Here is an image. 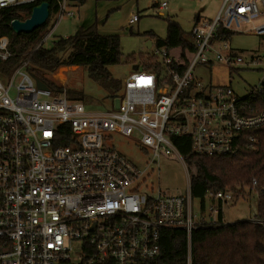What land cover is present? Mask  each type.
<instances>
[{
    "label": "built area",
    "instance_id": "2783aa9c",
    "mask_svg": "<svg viewBox=\"0 0 264 264\" xmlns=\"http://www.w3.org/2000/svg\"><path fill=\"white\" fill-rule=\"evenodd\" d=\"M69 1H57L47 33L27 51L44 42L62 18L74 16ZM37 2L0 0V10ZM166 7L159 2L160 9ZM137 20L132 14L128 24ZM243 25L264 35V0H221L212 18L194 20L188 33L195 51L184 68H177L182 62L169 50L155 47L151 55L160 71L133 66L110 96L109 110L89 112L80 99L38 87L22 57L15 66H1L0 264H161L162 229H183L189 239L195 227L224 223L222 207L236 192L206 190L196 198L198 215L188 173L184 196L142 193L140 178L160 156L186 166L173 137L187 138L198 155L234 156L257 147L251 131L264 127V110L242 99L264 82L238 96L231 77L214 84L192 73L214 62L228 74L264 70L263 55L235 52L220 33L239 32ZM12 56L1 36L0 63ZM113 135L126 138L120 143L125 151ZM185 264H191L189 254Z\"/></svg>",
    "mask_w": 264,
    "mask_h": 264
},
{
    "label": "trees",
    "instance_id": "16d2710c",
    "mask_svg": "<svg viewBox=\"0 0 264 264\" xmlns=\"http://www.w3.org/2000/svg\"><path fill=\"white\" fill-rule=\"evenodd\" d=\"M40 1L47 2L49 17L43 25L29 33H14L10 22L13 19L25 20L30 14V6L0 10V37L7 38V49L13 53L8 61L0 63V67L15 66L22 57L31 76L42 81L53 94L65 93L70 99H82L79 89L55 84L49 77L59 67L82 66L86 68L90 78L109 89L110 96L115 94L121 81L110 76L108 66L121 61L119 37L117 34L99 33L96 22L79 28L75 34L56 38L50 46H44L42 42L35 49L27 51L47 33L49 18L58 7V0H38ZM163 18L166 24L163 38L152 31L141 34L157 48H179V62L182 64L177 68H184L195 51L192 38L172 16L166 15ZM220 30L221 34L228 37L234 33ZM127 60L133 66L141 64L148 70L158 72L161 69L156 57L151 54H131ZM176 64L172 62L170 66L175 68ZM242 100L254 109L264 110V86L260 90H252ZM251 132L258 138L257 147L241 148L234 156L198 155L191 150L187 138L173 137L188 171L192 198L202 199L206 190L229 189L243 195L245 189H248L256 193L257 213L253 220L195 227L191 230L189 239L183 229H162L159 254L161 264H185L188 254L191 264H264V127ZM252 178L255 179V184H252Z\"/></svg>",
    "mask_w": 264,
    "mask_h": 264
},
{
    "label": "rangeland",
    "instance_id": "374dc122",
    "mask_svg": "<svg viewBox=\"0 0 264 264\" xmlns=\"http://www.w3.org/2000/svg\"><path fill=\"white\" fill-rule=\"evenodd\" d=\"M161 1L167 2V7L164 10H158L154 4V6L152 5V3L156 4ZM87 3H89L90 11L93 12L95 8L94 2L90 0ZM146 3H148V8L145 7L146 9H144L143 7ZM220 3L221 0H139L137 7L140 10L138 12L140 18L137 23L130 25L131 27L126 22L132 12L134 14L137 13L136 7L130 9L129 3L121 2L109 8L103 16V20H105L103 29L118 35L119 50L121 52L120 63L108 66L110 76L122 81L131 72H134L133 63L127 60L128 55L137 56L140 52L147 54L154 52L155 44L152 43V45L147 46L144 40L145 36L141 33L152 31L156 36L163 38L166 33V24L163 17L166 15L172 16L181 29L188 33L197 13L206 15L205 12H209L212 8L217 10ZM89 8L87 12H89ZM261 21L262 18H258L255 23ZM248 27L249 25H243L241 31L230 35L228 41L231 48L235 52L245 55L255 53L264 56V36L248 32ZM75 31L74 18L64 17L43 42V45L50 46L56 38L74 34ZM218 43L215 42V45H218ZM169 52L173 58L179 59V48H171ZM192 73L193 76L201 78L203 82L211 80V83L214 84H225L229 81L228 78L231 77L230 83L238 96H245L252 86L264 82L263 69L242 68L228 74L224 64L218 62H214L211 67L203 65L201 69L194 68ZM49 77L55 84L79 89L83 96L80 101L86 111L96 112L113 108L109 89L90 78L85 67L62 66L56 69ZM113 139L115 145L125 151L126 146L120 143L126 141V138L113 135ZM187 173V168L181 160L176 157L160 156L148 166L140 178V192L152 194L160 190L164 194L184 196L188 192ZM191 202L193 212L199 215L200 213L197 210L198 199H192ZM205 203L207 207L208 202ZM256 213V193L248 189H245L243 195L234 193L233 200L222 207L224 224L253 220Z\"/></svg>",
    "mask_w": 264,
    "mask_h": 264
},
{
    "label": "crops",
    "instance_id": "0c3cea01",
    "mask_svg": "<svg viewBox=\"0 0 264 264\" xmlns=\"http://www.w3.org/2000/svg\"><path fill=\"white\" fill-rule=\"evenodd\" d=\"M88 1H90V0H82L81 2L79 0H72V1H69V3H68L69 8H71L75 12L74 16L72 17V18H74L75 25H76V31L74 32V34L78 31L79 28L88 27L89 25H91L94 22H96L97 30L99 33H101V34H113L112 32L105 31L103 29L104 28L103 26L105 24V20H103V16H104V13L109 8L116 6L121 2L122 3H129L130 9H133L136 7V10H137L136 14L138 16V20L135 23H137L139 21L140 15L138 12H140V10H138V7H137L139 0H92L94 2V7H95L93 12L90 11L89 3H87ZM140 1H142V0H140ZM153 4L157 7L158 10H164V9L159 8V2H157L156 4L152 3V5ZM145 7L148 8V3L144 4L143 8L146 9ZM88 8H89V12H87ZM218 9H219V7L217 8V10H216V8H212L211 10H209V12H205L206 15L197 13L193 19V22L197 18H205V19L212 18L217 13ZM198 12H203V11H198ZM132 14H134V13L132 12L130 14V16ZM130 16L127 18V22H126L127 25H128V19L130 18ZM137 33H138V31H137ZM69 35H72V34H69ZM69 35H64V36H69ZM144 40H145L146 45H147L148 41L150 42V45H152V41H150L148 38L145 37ZM150 45H147V46H150Z\"/></svg>",
    "mask_w": 264,
    "mask_h": 264
},
{
    "label": "water",
    "instance_id": "95a60500",
    "mask_svg": "<svg viewBox=\"0 0 264 264\" xmlns=\"http://www.w3.org/2000/svg\"><path fill=\"white\" fill-rule=\"evenodd\" d=\"M49 16V9H48V4L45 1H40L33 5L30 9V14L29 16L21 21L19 19H13L10 22V28L14 33H29L33 31L35 28L43 25L45 21L47 20ZM147 45H150V42H147ZM36 85L40 88H45L46 85L36 79L35 80Z\"/></svg>",
    "mask_w": 264,
    "mask_h": 264
}]
</instances>
